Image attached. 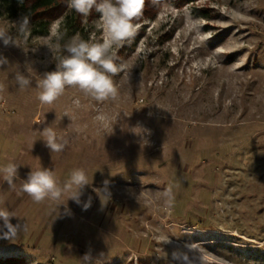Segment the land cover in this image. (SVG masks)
<instances>
[{"label":"rangeland","instance_id":"1","mask_svg":"<svg viewBox=\"0 0 264 264\" xmlns=\"http://www.w3.org/2000/svg\"><path fill=\"white\" fill-rule=\"evenodd\" d=\"M150 14L116 51L119 96L102 104L71 88L52 106L37 99L36 82L56 62L37 38L60 30V19L19 37L21 48L0 41L9 61L0 68V165L20 166L15 188L0 178V208L22 225L15 239L0 238V258L81 264L91 251L95 264H171L175 246L197 242L206 264H264V0L162 4ZM98 18L93 10L81 31L60 30L61 46L77 33L100 40ZM19 20L0 7V27L16 35ZM17 71L30 75L28 88L17 85ZM66 110L76 117L71 127ZM101 113L115 123L110 135L95 120ZM45 126L67 136L63 152L45 147ZM136 126L148 130L143 138ZM39 166L61 184L83 168L93 182L81 200L91 196V207L70 199L65 215L56 202L34 203L20 188ZM105 179L112 197L101 210L92 189ZM169 187L175 203L166 210Z\"/></svg>","mask_w":264,"mask_h":264},{"label":"clouds","instance_id":"2","mask_svg":"<svg viewBox=\"0 0 264 264\" xmlns=\"http://www.w3.org/2000/svg\"><path fill=\"white\" fill-rule=\"evenodd\" d=\"M18 2H22V0H18ZM66 6L84 18H87L93 10L98 13L99 18L95 22V26L102 32V36L98 41H89L77 33L61 46L60 41L63 40L65 33L57 27H53L47 37H38L37 39L43 41L42 46L47 47L56 62L55 69L43 73L36 82V87L39 89L37 99L41 105L52 106L65 94L67 89L71 88L78 90L86 98L97 103L115 101L119 96V87L113 77L124 68L123 65L116 63V51L135 35L139 25L134 21L142 15L145 0H67ZM15 25L16 35L11 34L6 28L0 27V41L5 47L11 45L21 48L19 37H23L26 41L31 35L30 17L27 15L21 17ZM61 51L64 53L63 55L53 56V53ZM8 64V58L0 55V68ZM14 79L21 90L28 88L32 83L30 75L19 71L15 73ZM2 90L3 85H0V91ZM76 104L79 106L78 100ZM64 116L70 119L69 127H71L76 117L68 110L64 112ZM95 120L106 134L113 133L115 123L110 122L105 114L97 115ZM136 128L140 129V133L132 132L142 138L148 131L140 126L132 129ZM73 131L79 133L81 129L77 126ZM39 135L51 153L63 152L69 145L67 136L58 133L51 126L43 127L42 130H39ZM19 167L11 161L0 165V178L7 183L9 188H15V180L19 178ZM92 182L93 179L89 180V176L83 168H75L70 171L68 178L61 184L54 170L39 166L31 168L27 173L20 191L27 194L34 203H43L48 200L56 202L59 207L63 205L65 207L64 214L71 215V210L67 208V201L70 199L80 205L82 210L86 211L91 207L92 197L88 196L86 201H82L81 197L84 195L85 188ZM92 190L98 196L101 210H103L112 197L110 181L105 179L101 187ZM162 200L166 210L174 206L175 193L171 187L164 190ZM13 217H16L14 213L6 208H0V220L3 221V225L0 226V238L15 239L21 230V224L11 223ZM160 258L167 260L168 256ZM80 259L81 264H95L96 260L91 251L86 252ZM170 260L171 264H206L204 250L197 242H185L183 245L175 246Z\"/></svg>","mask_w":264,"mask_h":264},{"label":"trees","instance_id":"3","mask_svg":"<svg viewBox=\"0 0 264 264\" xmlns=\"http://www.w3.org/2000/svg\"><path fill=\"white\" fill-rule=\"evenodd\" d=\"M196 0H145L143 14L146 17H153L152 14L162 4H174L182 6ZM67 0H0V7L10 18H19L27 15L30 17L31 31L33 33H46L52 21L60 19V30L81 31L83 17L74 10H66ZM0 264H25L21 257L8 256L0 258ZM119 264V263H115ZM132 264V263H130Z\"/></svg>","mask_w":264,"mask_h":264}]
</instances>
